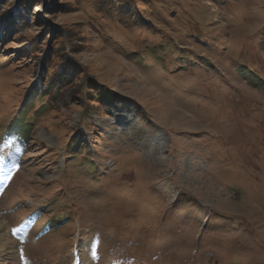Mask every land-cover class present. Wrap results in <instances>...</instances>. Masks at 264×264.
<instances>
[{"label":"rangeland","instance_id":"obj_1","mask_svg":"<svg viewBox=\"0 0 264 264\" xmlns=\"http://www.w3.org/2000/svg\"><path fill=\"white\" fill-rule=\"evenodd\" d=\"M17 8L0 264H264V0H0ZM60 61L73 81L28 98Z\"/></svg>","mask_w":264,"mask_h":264},{"label":"trees","instance_id":"obj_2","mask_svg":"<svg viewBox=\"0 0 264 264\" xmlns=\"http://www.w3.org/2000/svg\"><path fill=\"white\" fill-rule=\"evenodd\" d=\"M120 6L113 7L114 9H119ZM11 13L13 12H0V17L3 19L0 22H3V25L5 26L4 23L7 22V17H14V22L11 20V18H8V29L14 25L15 20L17 23H20L18 18L20 17V10L17 8L15 15L12 16ZM7 25V23H6ZM13 30V29H12ZM45 69L46 73L41 74L40 77H38L36 84L34 85L33 90H31L27 97L32 99L34 96H42L44 93H51L54 94L56 91H58V88H61L63 86H66L67 84L69 85L71 81H73V77L68 76L69 74V69L66 67V65L60 61L57 62L56 64H48ZM69 77V78H68ZM98 87H101L100 85H97ZM102 88V87H101Z\"/></svg>","mask_w":264,"mask_h":264}]
</instances>
